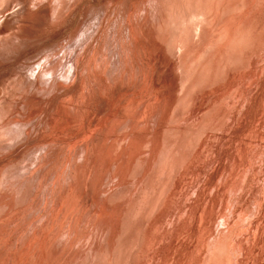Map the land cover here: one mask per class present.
I'll use <instances>...</instances> for the list:
<instances>
[{
    "label": "rangeland",
    "instance_id": "1",
    "mask_svg": "<svg viewBox=\"0 0 264 264\" xmlns=\"http://www.w3.org/2000/svg\"><path fill=\"white\" fill-rule=\"evenodd\" d=\"M26 2L27 0L24 3ZM58 2H61V3L63 2V3H66L67 5L69 4L68 6L72 7V10L67 12V14H65L66 16L64 15L62 18H60L61 21L59 20L56 25L53 23L51 24L50 21H48V24H45L43 26L38 23L33 22V23L25 25L23 29L21 28V25H20L19 30L22 29V34L30 38L27 43H23L22 45L19 46L18 52H21V55L19 56V58L17 60H14L15 58H12L10 60H5L3 63H5V65L7 66L5 68H0V72L3 70L5 71L12 70L11 73L6 74V76L0 80V101H1L0 111H2L0 112V122H2V124H0V133H1L0 141L2 139L1 141L2 143L0 142L1 143L0 149L3 150L4 153H6L4 154L0 150V152H2L0 154H3V155H0V172L2 175V177L0 175V178H2V182H4L1 186L0 206L2 205L3 207L6 205H10L8 208L4 209L3 214L5 215L1 216V218L3 219L4 217V219L1 220L0 218V221L4 223V225L1 226V229H2L1 231L2 232L4 231L3 234L7 232L9 236V237H6L7 235H5V240L9 239L6 241V244L7 246H10L12 244L10 246L12 249L10 247L3 248V246H1L0 253L1 255L2 254L3 255L2 256L0 255V258L3 257L8 252L7 249H9L11 253H14V256H15L14 258L16 259L15 262H19V264H24L25 262L27 264L28 263L29 264H72V263L80 264L81 261H82L81 264H91L92 253L96 249V247H92V245H94V243H97V242L101 243V245L103 243V241L101 242L102 237H99L100 235H98L99 233L97 232V230H99L98 227H100L99 224L103 223L104 221L111 224L116 218V213L114 209L108 208V212L106 211L107 209L105 208V205L103 204L104 203L103 197L105 198L107 195H110L111 191L112 193L113 192L115 193L117 191H121L122 189H124V191L126 192L125 198L129 199L133 193V190L136 189L135 184L137 182V179L140 178V176L142 175L141 170L143 169V167H145L149 163V159H151L150 151H151L152 145L148 144L146 148L144 147L141 149L140 154L137 157L138 159L137 158L135 159L131 173L128 176L126 175L127 170H126L125 161L128 160V158L130 157L129 155L131 153L128 147V144H127L128 139L126 140V137H125L126 133L129 132L130 130L136 131L140 123H141L140 127H138L139 129L136 132H139V131L142 132V130L145 128L146 123L149 124V127L152 130L156 131L157 129L156 125L158 126L157 122L159 121L161 117H163V114L166 111L168 104L170 103L169 100H171L172 95H173V84H174V79H175L173 77H175V75H178L180 77L181 88L184 89L187 84L184 78V75H183V68L181 67L179 63L180 62L179 57L181 58L182 56L181 53L184 52L183 51L184 46L181 43H178L177 44L178 48L176 46V48L174 49V52L169 53L165 50H162V49L160 50V47L158 45H161V44L157 40H153V38L150 36H147V34L139 35L138 33H136V30L138 29L139 25L142 24L144 18L146 17L145 13L148 14L147 23H150L149 25L153 24L154 26H156V22H155L156 9H154L155 5H153L154 0H59ZM50 4L52 6L54 5V3L52 2ZM13 5L14 4H12L11 6ZM11 8L10 10L5 11L3 15H0V38L1 37L7 38L13 35L12 31L14 32L17 31V26H19V24H16V19L14 18V12L18 10L19 7H15L14 9H11ZM42 8L43 7L40 8L41 11H44V8L43 9ZM240 8L241 9H239V11L241 12H239L237 9L236 13H234V16L236 17V19L238 18V21L240 20L241 17H242L241 19H244V15L247 10V9L245 10V8H247V6L243 8L240 7ZM250 12L252 13V11H249V13H247L248 14L247 17L251 15ZM239 15H242V16L240 17ZM262 22H263L262 25L256 27V35L258 36L257 38L254 39L256 42L251 41L249 43V48L246 49L242 53V64L240 68L233 69V71L231 70V72L227 74L221 82L214 85L213 87L207 88L206 89L207 92L206 90H204L199 93L200 95H198V98L196 99V102H197L196 107L200 109L201 113H196L195 115L192 116L190 111L188 113V110L186 109L187 110V112L185 110L186 113L182 112L183 115H185L184 117L182 116L183 121H181L182 119H178V115L172 116L174 117V119L177 120V123L181 125L178 127L179 129L180 127L183 128V129L181 128L182 130L188 129V128H191L192 125L196 123L195 118L200 117L205 112V109L208 108L212 103H216L217 106L218 105L220 106L218 107V116H220L219 118H220L221 125L219 124L218 131L217 130H214L215 132L206 131L199 137L200 139L198 138V142L196 143V145L194 146L192 150L193 151L191 155L192 157L190 156L189 161L191 162V164H190V167L188 166L190 168L188 169L189 172L187 170L186 171L188 173L186 171L183 172L182 170L180 172L181 175H177L176 177H174L173 181L171 182L169 193H171L174 190L172 193L175 198H173L174 202L172 201L170 203V206L172 207L170 208L171 212H168L170 214L169 215L164 214L163 216L164 217L163 225H165L164 227L168 225L166 227L168 228V233L171 229L169 235L167 234L168 236H166V240L167 239L169 240L166 241L164 240L165 238H163V240H159L158 242L159 244L161 241L162 244L161 243L159 245L155 244L151 246L150 248L146 247L145 249L149 248L147 249L148 251L144 249L145 251H143V253L144 252L146 253L142 255L143 258L140 256L141 258L139 257L137 259L138 262L136 261L135 264L136 263L137 264L138 263L148 264L149 261H151V264H159L160 262H161L160 264H171V263L172 264H185V260L187 259L186 257L183 256L185 250L186 249L192 250L194 252L193 257H195L197 252L201 251L200 247L198 248L197 247H191V248L169 247L170 244L167 245V243H170V241H172L171 238L172 239L175 238V232L177 228L180 229V227H178L179 225L180 226L182 225L181 229L186 228L187 230L192 229L193 231H197V229L202 224H204V221L209 220L210 218L213 219L211 222V227H212V230L214 231V234L216 230L221 231L224 229V227H226V224L224 225V220H227L228 223H233V222L234 224L237 223L235 225L237 226L238 229H236L234 239L236 238L238 242L236 241L237 242L236 243L234 240V247L235 245H239L238 248L237 247L236 248L237 250L241 251V252L237 251L235 248V256H236L235 259L237 261L239 260L243 262L242 264H264V200H263L264 199V196H263L264 195V161H263L264 160V41H260V37L262 36L264 37V19L262 20ZM188 29H191V28H188ZM131 30L135 32V34H133L134 36L131 35ZM147 39H148V42H146ZM196 39L192 40L193 42L191 43L198 44L199 39L198 38ZM134 40H137V41L134 42ZM195 41L197 42L195 43ZM179 44H181L182 47ZM27 45H31V46L30 48L27 49L28 51H24L26 47H28ZM52 46H55V49L52 53L44 55L41 62L31 65V68L30 67L27 68L29 63L31 62V60L30 61L28 60L30 57L37 56L38 54L42 53V51H45L46 49ZM254 51H255V54H254ZM13 55H16V54L13 53ZM78 58H81V60ZM244 58L246 61L244 60ZM63 59L65 60V63L67 66H72L75 72H78L76 73L78 78L76 79L74 85H72V83L69 82L70 80L65 81L61 77V74H58L54 76L53 78L45 77V74L48 71L49 67L53 65L54 63L56 64L57 62ZM21 63H24L23 67H19ZM177 65L179 66V68ZM84 67L85 68L87 67V68L85 69ZM26 68H27L26 72L28 74V78L30 77L31 79V80L28 79V81H26L27 85L31 87V90L29 91L30 95L29 93L22 94V92H18V94H16V97H14V99L12 100L5 95L4 93L5 85L4 84L11 81V79H13L15 75H17V73L19 72L24 73ZM224 70L229 71L228 68ZM66 71H67L68 77L72 75L71 68L70 69L68 67L64 68L62 71V74L66 73ZM114 74H116L117 77ZM113 75L115 76L117 80L114 78ZM181 75L183 76L181 77ZM142 78L143 80H141ZM114 80L116 82H114ZM31 84H33V86ZM112 88H113V92L112 91L109 92V89L111 90ZM181 90L182 89H180L179 94H181L182 92ZM10 91H11V88H10ZM39 92L40 93L45 92L47 94V96L45 97L47 104L46 105L42 104L45 102V99H43L44 101L42 100V102H40L39 104V106L41 105L40 107L39 106L31 107L32 105L30 104L26 105V101L28 99L35 102L39 100L40 98H42ZM25 95L28 98L27 97L25 98ZM54 96L58 97L59 99H64V100L75 98V100L73 99L74 103L76 101H77L76 103H80V101L83 103L84 101V103L83 104L81 103V105L82 107L86 108L87 117L86 116L82 117L83 114L78 113L76 118H79V115L82 118L77 120L76 122L73 121L70 117V113L68 112L69 109L66 110V113L64 115V112H63L64 109H62L63 104L61 103L53 104V102H50V103L48 102V100L50 101L52 97L55 98ZM162 100L166 102H163ZM162 104L163 105L166 104L165 105L166 108ZM199 105L204 110H202ZM23 106L24 108H22ZM154 107H156V111L158 110L159 112V113L158 112L156 113L155 111L154 112L155 116H153L154 113L153 111H151ZM14 109L16 111H13ZM41 110L43 112H41ZM153 110H155V108ZM30 112L33 114V116H37L39 114L38 115L39 117L42 115L44 118H46V120L48 121V124L46 127H44L45 132H47V130H49L50 132L48 131L46 134L44 131L38 132L37 128H33L35 125L32 126L33 129L30 127L28 130H25V131L20 130V128L18 127V123L26 124V121L28 122L26 114H30ZM134 115L136 117L138 116L137 121L134 120V122L136 121L135 125H133L134 123L132 121L133 117L134 119H136ZM53 116H55L56 121L54 120ZM151 116H153V118ZM180 116L179 118H181ZM127 117H131V118H128L130 121L127 119ZM241 117H243L244 120ZM13 118L15 119L12 120ZM156 118H157V121H156ZM124 119L126 120V122L127 121L128 122L126 123ZM234 119L235 121H233ZM236 119L239 121H237ZM119 120L120 121L123 120L122 122L123 123L125 122V125L122 124ZM240 120L242 122H240ZM155 121H156V125H155ZM143 122H145V124ZM120 123L122 124L121 126L122 128L119 126L121 125ZM78 124L79 125L81 124V125L79 126ZM142 124L144 127H142ZM222 125H223V128L221 131L220 128ZM134 126H135V129H134ZM131 127L132 129H130ZM25 132L29 136H27ZM54 132L56 133L58 132V134L56 135L54 134ZM65 133L66 135H64ZM22 135H25V136L22 137ZM121 135L122 136L124 135V136L122 137ZM101 136L102 137L104 136L103 137L104 143H103L102 149L97 150V145H96L95 140L101 139L102 138ZM75 137L77 139H75ZM53 138H55L54 139L55 142L53 141ZM118 138L123 139L120 142V145L122 143L121 145L122 147L120 146L117 152V154L122 153V161H121L122 164L115 171L116 164L111 163V160L115 156L114 154L115 152L113 151V146L115 144V141ZM20 140L23 142H21ZM81 140H84V142L82 141V143H80L79 141ZM75 142L78 143V146H77V143ZM163 142L164 141H162V143ZM13 143L17 145L18 147L15 146ZM71 143L75 145H72ZM85 143H87L88 145ZM79 144H80V147H79ZM91 144H93V146ZM25 145L27 146L25 147ZM72 146H74L75 148H73ZM6 148L9 149V152H5V150L8 151ZM15 153L16 155H14ZM25 153L29 154V157H27L28 156L27 154L25 156ZM53 153H54V156H53ZM148 153H150V155H148ZM95 154L96 155L98 154V156L96 157ZM91 155L93 157H91ZM7 158L8 160L4 161ZM93 158H95L96 160L94 161ZM23 159L25 160V163L29 159V161L26 163L27 165L24 163ZM72 161L74 162V164H72L73 163ZM13 162H15V164ZM143 162H145L144 165H143ZM30 163L32 166L30 165ZM233 163L235 164L236 169L232 167L234 166ZM7 164H10L12 167ZM139 164L141 165V167L139 168L137 172H135L137 165ZM231 167H232V170H231ZM16 168H18L19 171ZM14 169L15 171H18L19 173L15 171L13 172ZM40 170L41 171L43 170V171L41 172ZM233 170L235 171L232 172ZM112 172H113V175H112ZM39 173L40 175H38ZM79 173L81 174L79 175ZM228 173L230 174L232 173L230 175V178H228L229 177ZM4 174L5 175L7 174L6 177ZM34 174H36V176L38 175L39 177H36ZM118 174L121 176H119ZM183 174H185L186 176L184 175L183 177ZM17 175L19 176V178L17 177ZM29 175L30 177L31 176L32 177L30 178ZM77 175H79L80 178ZM71 176L72 177L76 176V177L72 178ZM135 176H136V179H135ZM11 177L14 179H11ZM26 177H29L30 180L29 178H26ZM54 178H57L56 181ZM121 178L125 180L124 185H122L125 187H122L120 185ZM76 180H79V181H76ZM109 180L111 181L113 180L114 182L113 181L111 182ZM181 180H183L184 183L180 182ZM19 181L22 183L27 182V185L29 186L28 189L26 190L23 197L16 196V197L10 198L11 196L8 193L7 189L14 190L18 185V184L15 185V183ZM57 181H60V182H57ZM133 181L135 183H133ZM177 182L179 184L181 183L180 184L181 187L176 184ZM233 182L235 184H232ZM126 183H129L131 186ZM131 183H133L135 186ZM7 184L10 186H12L13 184L14 185L10 189L9 188L10 186L8 187ZM82 184H84L85 186ZM225 184H227L226 187H224ZM67 185H68V189H67ZM118 185H120L119 186V188L121 187L120 189L118 188ZM127 186H129V188H127ZM232 186H235V187H232ZM62 187L64 189L63 194H62L63 189H61ZM65 187L68 192L65 191L66 190ZM80 187H81V190L83 189L84 191L82 190L83 192L81 191L79 193ZM107 187H108V190H107ZM89 188L90 189L92 188L91 190L92 192L89 193L90 200L87 201L86 194H87V191L90 190ZM115 188H117L118 190H116ZM201 188L203 191L201 190ZM178 189L179 190L181 189V190L178 192ZM99 191L101 192L104 191L102 193H105L106 195L100 192L104 196H99L101 195ZM233 191L236 193H234ZM188 193H190L193 198L190 196L188 197L189 195ZM207 193L208 195H206ZM59 194H60V197L64 195L62 196L63 198L61 197L60 199ZM177 194L178 195L181 194V195L178 196ZM127 195L130 197H128ZM98 197L99 199L101 197L100 202H98L99 200ZM184 197L188 199L187 202ZM196 197L198 200L196 199ZM234 197L237 199H235ZM91 198L93 200L92 202H91ZM177 198L179 200L176 201L175 199ZM181 200H183V202ZM194 200H196V202ZM85 201L87 203H85ZM180 201L182 202V204ZM206 202H207V205H205ZM243 205L246 206V208H244ZM181 206L183 208H181ZM188 206H191V207L188 208ZM198 206L200 207V209L198 208ZM235 206L238 208H236ZM178 207L181 208L182 211L181 209H178ZM184 209H187V210H184ZM206 209L207 211L203 212ZM243 209L245 212L243 211ZM20 210H22L23 212ZM195 210L199 211L198 217L194 216V212H196ZM187 211L188 212L191 211L189 212L191 215ZM178 213H180V215ZM182 213H185V215ZM203 213H205L204 216H203ZM187 214L189 215V217H187L188 216ZM178 215L180 219H178ZM200 215L203 218V223H202V218L200 217ZM224 215H226L225 216L226 219H224L225 218ZM181 216H185V217H181ZM190 216L194 218H190ZM171 217H173V219ZM5 218H7V220ZM9 218L10 219L12 218L11 219L12 221L9 220ZM200 218H201V221H200ZM220 218H223V219H220ZM170 219L172 220V222ZM95 220H96V223L94 222ZM102 220L103 222H101ZM109 220L111 222H109ZM194 222L195 224H193ZM57 223H59V225ZM93 223L95 225H92ZM97 225L99 226L97 227ZM95 226L97 228H95ZM217 227L220 229H218ZM221 227H223V229H221ZM95 231L98 234L94 233ZM223 231H225V229ZM40 232L42 233V235H40L41 234ZM90 233L93 235L96 234L97 236L96 238V236L94 235L96 239L94 240V237L92 235L91 239L95 241L93 242L90 239V242L91 243L93 242L92 245H90L91 243L89 242V240H86L89 237ZM38 234L39 236H37ZM37 237L39 238V240L36 239ZM186 237L187 236L185 234L180 235L178 237L177 242L181 239V241H179L178 243H181V244L191 243L192 244L191 242L192 239L190 238L188 239V237L187 238ZM185 239L186 241H184ZM87 242L89 243L87 244ZM82 243H84L87 247ZM38 244L40 247L38 246ZM14 245H16V247ZM88 246H90V248H88ZM160 246H163L164 249L166 250H163L162 249L163 247H160ZM241 246H243L244 248ZM1 248L3 249L1 250ZM158 248L159 250H157ZM97 249H101V248L97 247ZM152 249H154L153 250L154 252L152 251ZM87 250H89L88 252H90V254H88ZM156 250L159 251L157 254L155 252ZM245 250L246 252H244L243 254V251ZM79 251L81 252V256L79 255L80 253ZM108 251H110V247H102V252L97 257V260H96L100 262L99 264H104L105 260L110 257V254ZM162 251H165V252L162 253ZM83 252L86 253V256L84 255L85 253ZM151 255L154 257L156 256L155 257L156 261L158 259L156 263H155V260L153 261L152 258L154 257H152ZM80 258L82 259L81 261H80ZM160 258H162V260ZM143 261L146 263H144Z\"/></svg>",
    "mask_w": 264,
    "mask_h": 264
},
{
    "label": "bare ground",
    "instance_id": "2",
    "mask_svg": "<svg viewBox=\"0 0 264 264\" xmlns=\"http://www.w3.org/2000/svg\"><path fill=\"white\" fill-rule=\"evenodd\" d=\"M26 0H0V15H3L5 11L14 9L15 7H19L18 10H16L14 12V18L16 19V24H19V26H17V31H12L11 36L7 37V38H0V68H5L7 65H5V63H3L5 60H10L12 58H15L14 60H17L19 58V56L21 55V52L19 51V46L22 45L23 43H27L30 37H26L25 35L22 34V29L25 27V25L30 24V23H38L40 25H45L48 24V21L51 22V24H57V22L60 20V18H62L65 14H67V12L72 10V7H69L66 3H61L58 2L56 0H27L26 3H24ZM54 3V5L52 6L50 3ZM45 3V4H43ZM155 5L154 9H156V13H155V22H156V26L149 25L150 23H147V15L145 13V18L142 22L141 25H139L138 29L136 30V33H138L139 35H144L147 34V36H150L153 38V40H157L158 42H160L161 45H158L160 47V50H165L169 53L174 52V49L178 48V43H181L184 47V52L180 54L181 58L179 57V63L181 65V67L183 68V75L184 78L186 80V86L185 88H181V82H180V77L178 75H175L174 79V84H173V95L170 101V103L168 104L167 108H166V104L163 105L166 108V111L163 114V117H161L159 119V121L157 122L158 126L156 125V121H155V125H156V131L152 130L149 127V124L146 123L145 128L142 130V132H136L140 127V124L137 127V130H130L129 132L126 133L125 137L126 140L128 139V147L131 151L130 153V157L128 158V160L125 161L126 164V175L128 176L131 173V170L133 169V165L135 162V159L138 157V155L140 154V151L142 148H146L148 144H151V159H149V163L143 167V169L141 170L142 175L140 176V178L137 179L136 182V189L133 190V193L130 196L129 199L125 198V191L124 189H122L121 191H117V192H113L111 191L110 195H107L105 198L103 197V203L105 205V208L107 209L106 211L108 212V208L114 209L115 213H116V218L114 219V221L110 224L108 222H103V220L101 222L105 223H100V227H98L99 225H97L98 229L97 233L96 231L94 233H97L98 235H100L99 237H102L101 242L103 241L102 245L101 243L95 242L94 240L96 236V234H91L89 235V239L87 238L86 240H89L92 238V235L94 237V240L91 239L93 242L90 244L92 245V247H96V249L94 250V252L92 253V262L91 264H99L100 262L96 261L97 257L101 254L102 252V247H110V257L107 258L105 260L104 264H135V262H138V258L146 253L143 251H148L147 249H149L151 246L157 244L159 245L160 243L162 244V242L160 241V243L158 244L159 240H163V238H165L164 240H166V236L169 235L168 233V228L164 227L165 225H163L164 221V214H170L168 212H171L170 208H172L170 206V203L173 201V198H175L173 196V191L171 193H169V189H170V185L171 182L173 181V178L176 177L177 175H181L180 172L183 170V172H185L186 170L188 171V169H190V164L191 162L190 160V156L192 155V150L194 148V146L196 145V143L198 142V138L205 133L206 131H214V130H219V124H220V116H218V107H220L219 105L217 106L216 103H212L208 108L205 109V112L198 118L196 119V123L194 125H192L191 128L188 129H184L180 127V129L178 128L179 125L177 123V120L174 119V117H172L173 115H178V119H182V116L184 117L185 115H183V113H186L188 110V113L190 111V113L193 115H195L196 113H201L200 109H198V107H196V99L198 98V95H200L199 93L201 91L206 90L207 88L213 87L214 85L218 84L219 82H221L223 80V78L229 74L231 72V70L233 71V69H239L241 64H242V53L249 48V43L251 41H255L254 39L257 38L258 36L256 35V27L260 26L263 24L262 20L264 19V0H154L153 2ZM12 4H14L13 6H11ZM43 4V5H42ZM75 4V3H74ZM79 4V3H77ZM245 10V15H244V19H241L242 15H239L241 18L238 21V18L236 19V17L234 16V13H236V10L241 9L240 7H246ZM41 7L44 8V11H41ZM42 8V9H43ZM147 10V9H146ZM145 10V11H146ZM244 10V11H245ZM66 11V12H65ZM249 11H252L251 15L249 17L247 13H249ZM9 12V11H8ZM241 12V11H239ZM240 14V13H238ZM69 15V13H68ZM13 16V15H12ZM66 16V15H65ZM71 16V15H70ZM69 16V17H70ZM246 17V18H245ZM54 18V19H53ZM66 18V17H65ZM55 20V21H54ZM61 21V20H60ZM65 21V20H64ZM56 22V23H54ZM50 24V25H51ZM139 24V23H138ZM21 25V28L19 30V27ZM31 26V25H29ZM34 26V24H33ZM50 28V27H49ZM191 28V29H188ZM133 29V28H132ZM134 30V29H133ZM131 30V35L134 36L133 34H135V32ZM137 34V35H138ZM261 34V33H260ZM75 37V36H74ZM140 37V36H139ZM141 38V37H140ZM198 38V44L196 43L197 41H195L196 44H193L191 42H193L192 40ZM135 39V38H134ZM197 40V39H196ZM257 40V39H256ZM137 40H134V42ZM150 41V39H149ZM260 41H264V37H260ZM148 42V39L147 41ZM256 42V41H255ZM137 43V42H136ZM254 43V42H253ZM89 44V43H88ZM102 44V43H101ZM179 44V45H181ZM147 45V43H146ZM181 45V47H182ZM28 47H26V49L24 51H28L27 49L30 48L31 45H27ZM87 46V45H86ZM156 46V45H155ZM55 46L49 47L48 49H46L45 51H42V53L38 54L37 56L34 57H30L28 60L31 62L29 63L27 68H31V65L39 63L42 61L43 56L50 54L54 51ZM63 51V50H62ZM143 51V50H142ZM65 52V51H64ZM181 52V50H180ZM13 53H15L16 55H13ZM144 53V52H143ZM159 53V52H158ZM255 54V51H254ZM179 56V55H178ZM82 58V57H81ZM81 58H78L81 60ZM246 58V57H245ZM244 58V60H245ZM53 60V59H52ZM159 60V59H158ZM51 61V60H50ZM58 61V60H56ZM246 61V60H245ZM79 62V61H78ZM25 63V62H24ZM24 63H21L19 67H23ZM88 64V63H87ZM89 65V64H88ZM168 65V64H167ZM244 65V64H243ZM252 65V64H251ZM85 66V65H84ZM178 66V65H177ZM68 67L69 69H72V75H70L68 77L67 75V71L66 73L62 74V71L64 68ZM123 67V66H122ZM27 68L25 69L24 73H17V75H15V77L13 79H11V81H9L8 83L4 84V93L7 97H9L10 99H14V97H16V94H18V92H22V94H27L29 93V91L31 90V87H29V85H27L28 79H30V77L28 78V74L26 72ZM85 68V67H84ZM87 68V67H86ZM85 68V69H86ZM153 68V67H152ZM179 68V66H178ZM228 68L229 71H226L224 69ZM124 69V68H122ZM132 70V69H131ZM147 70V69H146ZM145 70V71H146ZM182 70V69H180ZM12 70H3L0 72V80L2 78H4L6 76V74L11 73ZM34 71V70H33ZM93 71V70H92ZM122 71V70H121ZM81 72V71H80ZM110 72V71H109ZM143 72V71H142ZM174 72V71H173ZM39 73V72H38ZM78 72H75V70L72 68V66H67L65 63V60H60L59 62H57L56 64L54 63L53 65H51L48 69V71L45 74V77H49V78H53L54 76L61 74V77L67 81L70 80L69 82L72 83V85L75 84ZM111 73V72H110ZM113 73V72H112ZM124 73V72H123ZM166 73V72H165ZM180 73V72H178ZM177 73V74H178ZM131 74V73H130ZM182 74V73H181ZM38 75V74H37ZM110 75V74H109ZM116 76V74H114ZM113 75V76H114ZM121 75V74H120ZM166 75V74H165ZM169 75V74H168ZM181 75V77L183 76ZM244 75V74H243ZM30 76V75H29ZM114 76V78H115ZM36 77V76H35ZM117 77V76H116ZM39 78V77H38ZM112 78V77H111ZM113 78V79H114ZM37 79V78H36ZM116 79V78H115ZM153 79V78H152ZM31 80V79H30ZM110 80V79H109ZM117 80V79H116ZM143 80V78L141 79ZM113 81V80H112ZM154 81V80H153ZM32 82V81H30ZM28 82V83H30ZM37 82V80H36ZM109 82V81H108ZM114 82H116L114 80ZM161 82V81H160ZM167 82V81H166ZM4 83V82H3ZM118 83V82H117ZM227 83V82H226ZM231 83V82H230ZM8 84V85H7ZM114 84V83H113ZM112 84V85H113ZM128 84V83H127ZM184 84V83H183ZM33 86V84H31ZM58 85V84H57ZM135 85V84H134ZM133 85V86H134ZM153 85V84H152ZM225 85V83H224ZM60 86V85H59ZM115 86V85H114ZM112 86V87H114ZM184 86V85H183ZM74 87V86H73ZM110 87V85H109ZM232 87V86H231ZM11 88V91H10ZM92 88V87H91ZM115 89V88H114ZM180 89H182L181 94L180 93ZM212 89V88H211ZM34 90V88H33ZM38 91V90H37ZM113 92V88L110 90L109 92ZM57 92V91H56ZM62 92V91H61ZM60 92V93H61ZM107 92V91H106ZM207 92V90H206ZM40 93V92H39ZM164 93V92H163ZM59 94V93H58ZM30 95V93H29ZM69 95V94H68ZM73 95V94H71ZM168 95V94H167ZM221 95V94H219ZM20 96V95H19ZM18 96V98H19ZM38 96V95H36ZM40 96L42 98H40L37 101H32L30 99H28L26 101V105H32L31 107H37L39 106L40 102H42L43 99H45V97L47 96V94L45 92H41ZM79 96V95H78ZM101 96V95H100ZM218 96V95H217ZM263 96V95H262ZM24 97V95H23ZM27 96L25 95V98ZM33 97V96H32ZM55 97V96H54ZM85 97V96H83ZM88 97V96H87ZM201 97V96H200ZM28 98V97H27ZM37 98V97H36ZM51 98V97H50ZM165 98V97H164ZM207 98V97H206ZM217 98V97H216ZM224 98V97H223ZM24 99V98H23ZM75 98L69 99V100H64V99H59L58 97L55 98H51L50 101L48 100V102H53L54 103H61L63 104L62 109H64V115L66 113V110L69 109V113H70V117L73 121H77L79 119H81L82 117H87V110L86 108L82 107L81 105V101L80 103H74ZM166 99V98H165ZM163 99V100H165ZM202 99V98H201ZM2 100V99H1ZM22 100V99H21ZM83 100V99H82ZM85 100V99H84ZM162 100V101H163ZM215 100V98H214ZM257 100V99H256ZM44 101V100H43ZM86 101V100H85ZM203 101V100H202ZM221 101V100H220ZM1 102V101H0ZM9 102V101H8ZM11 102V101H10ZM13 102V101H12ZM20 102V101H19ZM25 102V101H24ZM121 102V101H120ZM166 102V101H163ZM217 102V101H216ZM253 102V101H252ZM15 103V102H14ZM17 103V101H16ZM84 103V101H83ZM82 103V104H83ZM204 103V102H202ZM201 103V104H202ZM221 103V102H220ZM256 103V102H255ZM12 104V103H11ZM25 104V103H24ZM42 104H47L46 99L45 102ZM152 104V103H151ZM150 104V105H151ZM156 104V103H154ZM153 104V105H154ZM21 105V103H20ZM60 105V104H58ZM17 106V105H16ZM41 106V105H40ZM39 106V107H40ZM44 106V105H43ZM162 106V107H163ZM200 106V105H199ZM47 107V106H46ZM71 107V109H70ZM148 107V106H147ZM2 108V107H1ZM24 108V106L22 107ZM67 108V109H66ZM155 108V110H153ZM151 111H153V113L156 111V107H154ZM158 108V107H157ZM163 108V109H165ZM201 108V106H200ZM19 109V108H18ZM30 109V108H29ZM35 109V108H34ZM44 109V108H43ZM146 109V108H145ZM187 109V110H186ZM202 109V108H201ZM262 109V108H261ZM28 110V109H27ZM33 110V109H32ZM47 110V109H46ZM186 110V112H185ZM204 110V109H202ZM13 111H16L15 109ZM26 111V110H25ZM38 111V109H37ZM89 111V110H88ZM149 111V110H148ZM150 111V113H151ZM163 111V110H162ZM251 111V110H250ZM2 112V111H0ZM36 112V111H35ZM41 112H43L41 110ZM46 112V111H45ZM53 112V111H52ZM61 112V111H60ZM133 112V111H132ZM158 112V110L156 111V113ZM183 112V113H182ZM82 113V117L79 115V118H76L77 114ZM117 113V112H116ZM127 113V111H126ZM149 113V115H150ZM152 113V114H153ZM159 113V112H158ZM221 113V112H220ZM23 114V113H22ZM134 114V113H132ZM182 114V115H181ZM4 115V114H2ZM11 115V114H10ZM25 115V114H24ZM27 115V120L26 124L24 123H18V127L20 128V130L25 131L28 130L30 127L32 128L33 125H35L33 128H37L38 132L40 131H44L45 132V128L48 124V121L46 120V118H44L42 115L39 117L37 114V116H33V114L30 112V114H26ZM25 115V116H26ZM44 115V114H43ZM63 115V113H62ZM68 115V113H67ZM116 115V114H115ZM137 115V113H136ZM157 115V114H156ZM181 115V116H180ZM250 115V114H249ZM23 116V115H21ZM127 116V115H126ZM135 116V115H134ZM155 116V113L154 115ZM153 116H151L153 118ZM158 116V115H157ZM162 116V115H161ZM179 116L181 118H179ZM235 116V115H234ZM259 116V115H258ZM2 117V116H1ZM46 117V116H45ZM54 120H55V116ZM114 117V116H113ZM136 117V116H135ZM138 117V116H137ZM137 117L136 119H134L133 117V125H135L136 121H137ZM223 117V116H222ZM245 117V116H244ZM248 117V116H247ZM60 118V117H59ZM131 118V117H127ZM188 118V117H187ZM235 118V117H233ZM243 119V117H241ZM15 118H13L12 120H14ZM69 119V118H68ZM84 119V118H83ZM148 119V118H147ZM194 119V120H195ZM240 119V118H239ZM241 119V120H242ZM250 119V118H248ZM5 120V119H4ZM129 120V119H128ZM134 120H136L134 122ZM144 120V119H143ZM142 120V121H143ZM237 120V119H236ZM240 120V122H242ZM244 120V119H243ZM3 121V119H2ZM16 121V120H15ZM25 121V120H23ZM56 121V120H55ZM58 121V120H57ZM120 121V120H119ZM123 121V120H122ZM120 121L122 124L125 125L126 120L124 119V123ZM130 121V120H129ZM141 121V122H142ZM183 121V119L181 120ZM235 121V119L233 120ZM239 121V120H237ZM236 121V122H237ZM20 122V121H19ZM52 122V120H51ZM128 122V121H127ZM126 122V123H127ZM119 123V122H118ZM120 123V124H121ZM145 124V122H143ZM181 123V122H180ZM187 123V122H186ZM222 123V122H221ZM238 123V122H237ZM0 124H2V122H0ZM117 124V123H116ZM119 125L120 127L122 126ZM148 124V125H147ZM176 124V125H175ZM178 124V125H177ZM193 124V123H192ZM240 124V123H239ZM243 124V123H242ZM16 125V124H15ZM76 125V124H75ZM79 125V124H78ZM81 125V124H80ZM79 125V126H80ZM132 125V127H133ZM154 125V126H155ZM184 125V124H183ZM182 125V126H183ZM221 125V124H220ZM246 125V124H245ZM17 126V125H16ZM116 126V125H115ZM118 126V125H117ZM137 126V125H136ZM239 126V125H238ZM249 126V125H248ZM2 127V126H1ZM76 127V126H75ZM132 127L130 129H132ZM142 127L143 124H142ZM184 127V126H183ZM188 127V126H187ZM240 127V126H239ZM32 128V129H33ZM55 128V127H54ZM119 128V127H117ZM122 128V127H121ZM153 128V127H152ZM182 128V129H181ZM223 125L221 126V131H222ZM50 129V128H49ZM66 129V128H65ZM114 129V128H113ZM135 129V126H134ZM155 129V127H154ZM234 129V128H233ZM238 129V128H237ZM51 130V129H50ZM73 130V129H71ZM75 130V129H74ZM98 130V129H97ZM95 130V131H97ZM49 130H47L48 132ZM45 132V134L47 133ZM50 132V131H49ZM215 132V131H214ZM212 132V133H214ZM4 133V132H3ZM2 133V134H3ZM34 133V132H33ZM73 133V132H72ZM114 133V132H113ZM1 134V133H0ZM26 134V132H25ZM31 134V133H30ZM54 134H58V132H54ZM27 136H29L28 134H26ZM39 135V134H38ZM41 135V134H40ZM44 135V134H43ZM66 135V133L64 134ZM102 135V134H101ZM237 135V134H235ZM251 135V134H250ZM25 135H22V137ZM85 136V135H84ZM100 136V135H99ZM117 136V135H116ZM122 136V135H121ZM124 136V135H123ZM122 136V137H123ZM21 137V138H22ZM31 137V136H30ZM29 137V138H30ZM37 137V136H36ZM53 137V136H52ZM59 137V136H57ZM102 137V136H101ZM104 137V136H103ZM103 137L101 139H97L96 141V145H97V150H101L104 140ZM111 137V136H110ZM120 137V136H119ZM227 137V136H226ZM225 137V139H226ZM2 138V137H1ZM4 138V137H3ZM26 138V137H25ZM24 138V139H25ZM28 138V137H27ZM39 138V137H38ZM56 138V137H55ZM53 138V141L54 139ZM79 138V137H78ZM232 138V137H231ZM23 139V138H22ZM31 139V138H30ZM75 139H77L75 137ZM80 139V138H79ZM93 139V138H91ZM125 139V138H124ZM200 139V138H199ZM234 139V138H233ZM38 140V139H37ZM61 140V139H59ZM65 140V139H64ZM123 139L118 138L115 141V144L113 146V151L115 152V156L114 158L111 160V163H115L116 164V168H119L121 166V161H122V153L117 154L120 146V142ZM2 141V139H1ZM0 141V142H1ZM4 141V140H3ZM21 141V140H20ZM57 141V139H56ZM71 141V140H70ZM77 141V140H75ZM82 141L84 142V140L79 141L80 143H82ZM162 141H164L162 143ZM202 141V140H201ZM23 142V141H21ZM51 142V140H50ZM55 142V141H54ZM59 142V141H58ZM89 142V141H88ZM94 142V141H93ZM233 142V141H232ZM2 143V142H1ZM0 143V144H1ZM35 143V142H34ZM77 143V142H75ZM125 143V142H124ZM123 143V144H124ZM6 144V143H5ZM14 144V143H13ZM17 144V143H16ZM21 144V143H20ZM23 144V143H22ZM51 144V143H50ZM56 144V143H55ZM66 144V143H65ZM72 144V143H71ZM87 144V143H85ZM201 144V143H200ZM233 144V143H232ZM3 145V144H2ZM15 145V144H14ZM13 145V146H14ZM40 145V144H39ZM45 145V144H44ZM59 145V144H58ZM75 145V144H72ZM88 145V144H87ZM93 146V144H91ZM5 146V145H4ZM17 146V145H15ZM27 145H25L26 147ZM29 146V145H28ZM38 146V145H37ZM43 146V144H42ZM57 146V145H56ZM61 146V144H60ZM59 146V147H60ZM78 146V143H77ZM18 147V146H17ZM34 147V145H33ZM50 147V146H49ZM58 147V148H59ZM73 148H75L74 146H72ZM80 147V144H79ZM89 147V146H88ZM122 147V146H121ZM1 148V146H0ZM5 148V147H4ZM24 148V147H23ZM30 148V147H29ZM87 148V147H86ZM7 149V148H6ZM22 149V148H21ZM49 149V148H48ZM81 149V148H80ZM79 149V150H80ZM239 149V148H238ZM1 150V149H0ZM8 151L5 150V152H9V149H7ZM36 150V149H35ZM70 150V148H69ZM87 150V149H86ZM96 150V149H95ZM3 152V150H1ZM20 151V150H19ZM30 151V149H29ZM32 151V150H31ZM56 151V150H55ZM58 151V150H57ZM60 151V150H59ZM196 151V150H195ZM208 151V150H207ZM240 151V150H238ZM236 151V152H238ZM0 152V153H2ZM26 152V151H25ZM28 152V151H27ZM34 152V151H33ZM71 152V151H70ZM82 152V151H80ZM79 152V153H80ZM146 152V151H145ZM4 153V152H3ZM18 153V152H17ZM24 153V151H23ZM32 153V152H31ZM55 153V152H54ZM53 153V156H54ZM78 153V154H79ZM96 153V152H95ZM99 153V152H98ZM125 153V152H124ZM150 153H148V155H150ZM6 154V153H4ZM27 153H25L26 156ZM57 154V153H56ZM60 154V152H59ZM58 154V155H59ZM77 154V155H78ZM94 154V152H93ZM3 155V154H0ZM16 155V153L14 154ZM29 157V154H27ZM62 155V154H61ZM87 155V154H86ZM90 155V154H89ZM96 155V154H95ZM125 155V154H123ZM235 155V154H234ZM246 155V154H245ZM32 156V154H31ZM30 156V157H31ZM34 156V154H33ZM98 156V154L96 155V157ZM224 156V155H223ZM52 157V156H51ZM91 157H93L91 155ZM149 157V156H148ZM192 157V156H191ZM4 158V157H3ZM12 158V156H11ZM21 158V157H20ZM24 158V157H23ZM55 158V157H54ZM87 158V157H86ZM5 159V158H4ZM19 159V158H18ZM22 159V158H21ZM38 159V158H37ZM94 161L96 160L95 158H93ZM101 159V158H100ZM107 159V158H106ZM138 159V158H137ZM144 159V158H143ZM194 159V158H193ZM196 159V158H195ZM228 159V158H227ZM8 158L4 161H7ZM35 160V159H34ZM86 160V159H85ZM146 160V159H145ZM148 160V158H147ZM198 160V159H197ZM229 160V159H228ZM22 161V160H21ZM19 161V162H21ZM24 163L25 160L23 159ZM22 161V162H23ZM27 161V160H26ZM29 161V159H28ZM27 161V162H28ZM33 161V160H31ZM30 161V162H31ZM52 161V160H51ZM67 161V160H66ZM75 161V160H73ZM72 161V162H73ZM87 161V160H86ZM264 161V160H263ZM9 162V161H8ZM26 162V163H27ZM140 162V161H139ZM146 162V161H145ZM143 162V165L144 163ZM190 162V163H189ZM193 162V160H192ZM234 162V160H233ZM15 164V162H13ZM17 163V161H16ZM25 163V164H26ZM32 163V162H31ZM30 163V165H31ZM66 163V162H65ZM96 163V162H94ZM12 164V163H11ZM13 164V165H14ZM74 164V162L72 163ZM110 164V163H109ZM114 164V165H115ZM124 164V165H125ZM142 164V163H141ZM234 164V163H233ZM10 165V164H7ZM27 165V164H26ZM24 165V166H26ZM29 165V164H28ZM89 165V164H88ZM95 165V164H94ZM243 165V164H242ZM11 166V165H10ZM32 166V165H31ZM70 166V165H69ZM80 166V164H79ZM189 166V167H188ZM228 166V164H227ZM241 166V165H240ZM12 167V166H11ZM16 167V165H15ZM141 167V165H137L136 171L137 172L139 170V168ZM234 169H236L235 164L234 166H232ZM231 167V170H232ZM45 168V167H44ZM64 168V167H63ZM238 168V167H237ZM18 170V168H16ZM26 169V168H25ZM39 169V168H38ZM55 169V168H54ZM83 169V168H82ZM123 169V167H122ZM229 169V168H228ZM3 170V169H2ZM35 170V169H33ZM71 170V169H70ZM125 170V169H124ZM215 170V169H214ZM219 170V168H218ZM252 170V169H251ZM15 171V169L13 170V172ZM19 171V170H18ZM15 171V172H18ZM41 171V170H40ZM43 171V170H42ZM41 171V172H42ZM48 171V170H47ZM53 171V170H52ZM119 171V170H118ZM122 171V170H121ZM120 171V172H121ZM186 171V172H187ZM226 171V170H225ZM235 170H233L232 172H234ZM21 172V171H20ZM60 172V171H59ZM75 172V171H74ZM81 172V171H80ZM89 172V171H88ZM110 172V171H109ZM114 172V171H113ZM112 172V175H113ZM123 172V171H122ZM189 172V171H188ZM187 172V173H188ZM4 173V171H3ZM2 173V174H3ZM19 173V172H18ZM34 173V171H33ZM82 173V172H81ZM79 173V175L81 174ZM84 173V172H83ZM111 173V172H110ZM29 174V173H28ZM76 174V173H75ZM86 174V173H85ZM109 174V173H108ZM116 174V173H115ZM121 174V173H119ZM118 174V175H119ZM137 174V173H136ZM139 174V173H138ZM214 174V173H213ZM230 178V173H228ZM244 174V173H243ZM1 175V172H0ZM5 175V174H4ZM7 175V174H6ZM5 175V177H6ZM36 176V174H34ZM33 175V176H34ZM40 175V173L38 174ZM36 177H39V176ZM48 175V174H47ZM79 175H77L79 177ZM90 175V174H89ZM111 175V177H112ZM185 174H183L184 177ZM20 176V174H19ZM19 176L17 175V177L19 178ZM82 176V175H81ZM115 176V175H114ZM121 176V175H119ZM186 176V175H185ZM2 177V175H1ZM22 177V176H21ZM20 177V178H21ZM30 177V175H29ZM26 177V178H29ZM32 177V176H31ZM30 177V178H31ZM72 177V176H71ZM76 176L72 177L75 178ZM83 177V176H82ZM90 177V176H89ZM232 177V176H231ZM24 178V177H23ZM29 178V180H30ZM43 178V177H42ZM80 178V177H79ZM107 178V177H105ZM104 178V179H105ZM117 178V177H116ZM180 178V177H179ZM210 178V177H209ZM208 178V180H209ZM4 179V177H3ZM11 179H14L11 177ZM35 179V178H34ZM55 181L57 178H54ZM110 179V178H109ZM126 179V177H125ZM136 179V176H135ZM178 179V178H177ZM181 179V178H180ZM183 179V178H182ZM214 179V178H213ZM28 180V179H26ZM36 180V179H35ZM80 180V179H79ZM76 180V181H79ZM107 180V179H106ZM179 180V179H178ZM177 180V181H178ZM207 180V181H208ZM227 180V179H226ZM75 181V180H74ZM111 181V180H109ZM113 181V180H112ZM111 181V182H112ZM133 181V183H135ZM185 181V180H184ZM211 181V180H210ZM229 181V180H228ZM231 181V180H230ZM26 182V181H25ZM39 182V181H38ZM60 182V181H57ZM110 182V184H111ZM114 182V181H113ZM125 180L123 178L120 179V185H124ZM179 182V181H178ZM176 183L177 185L180 186L179 183ZM180 182H183V180H181ZM214 182V181H213ZM226 182V181H225ZM224 182V183H225ZM4 182H2V178H0V193H1V186ZM55 183V182H54ZM71 183V181H70ZM77 183V182H75ZM119 183V182H118ZM131 183V184H133ZM184 183V182H183ZM182 183V185H183ZM207 183V182H206ZM17 185V187L13 190L11 189L12 186L8 185V187L11 190L7 191L10 194V198L19 196V197H23V195L25 194L26 190L28 189V185L27 182L26 183H22V182H17L15 183V185ZM29 184V183H28ZM92 184V182H91ZM104 184V183H103ZM109 184V183H108ZM107 184V186H108ZM129 184V183H126ZM188 184V183H187ZM205 184V183H204ZM230 184V183H229ZM232 184H235L234 182ZM42 185V184H41ZM51 185V184H50ZM77 185V184H75ZM79 185V184H78ZM84 185V184H82ZM118 185V188L119 186ZM130 185V184H129ZM134 185V184H133ZM134 185V186H135ZM227 184L224 185V187H226ZM85 186V185H84ZM87 186V185H86ZM131 186V185H130ZM174 186V185H173ZM176 186V185H175ZM187 186V185H186ZM222 186V185H221ZM91 187V186H89ZM125 187V186H122ZM181 187V186H180ZM178 187V188H180ZM204 187V186H203ZM223 187V186H222ZM235 187V186H232ZM242 187V186H241ZM37 188V187H36ZM70 188V187H69ZM104 188V187H102ZM121 188V187H120ZM119 188V189H120ZM127 188H129V186H127ZM205 188V187H204ZM210 188V187H209ZM208 188V190H209ZM63 189V187L61 188ZM66 189V187H65ZM67 189H68V185H67ZM67 189L65 191H67ZM90 189V188H89ZM116 190H118L117 188H115ZM174 189V188H173ZM183 189V188H182ZM213 189V188H212ZM215 189V188H214ZM219 189V188H218ZM221 189V188H220ZM225 189V188H224ZM3 190V189H2ZM55 190V189H54ZM83 190V189H82ZM81 187H80V191L79 193L82 191ZM92 188L90 190L87 191L86 194V200L89 201V193H91ZM100 190V189H99ZM108 190V187H107ZM111 190V189H110ZM109 190V191H110ZM181 190V189H180ZM178 189V192L180 191ZM202 190V188H201ZM232 190V189H231ZM74 191V190H73ZM84 191V190H83ZM82 191V192H83ZM114 191V190H113ZM129 191V190H128ZM199 191V190H198ZM203 191V190H202ZM245 191V190H244ZM60 192V190H59ZM64 192V189L62 190V194ZM68 192V191H67ZM101 191H99L100 193ZM104 192V191H102ZM101 192V193H102ZM108 192V191H107ZM192 192V191H191ZM201 192V191H200ZM205 192V191H204ZM203 192V193H204ZM218 192V191H217ZM234 192V191H233ZM86 193V192H85ZM100 193V194H101ZM175 193V192H174ZM177 193V191H176ZM181 193V192H180ZM210 193V192H209ZM221 193V191H220ZM236 193V192H234ZM4 194V193H3ZM54 194V193H53ZM73 194V193H72ZM82 194V193H81ZM105 194V193H102ZM99 195V196H104V195ZM109 194V193H107ZM128 194V192H127ZM131 194V193H130ZM185 194V193H184ZM188 197H192L190 193H188ZM195 194V193H194ZM242 194V193H241ZM27 195V194H26ZM65 195V193H64ZM62 195V196H64ZM78 195V194H76ZM106 195V194H105ZM178 195V194H177ZM181 195V194H179ZM178 195V196H179ZM202 195V194H201ZM208 195V193L206 194ZM225 195V194H224ZM243 195V194H242ZM61 196V197H62ZM73 196V195H72ZM80 196V195H79ZM177 196V197H178ZM187 196V194H186ZM185 196V197H186ZM218 196V194H217ZM241 196V195H240ZM264 196V195H263ZM5 197V195H4ZM60 194H59V198L61 199ZM184 197V198H185ZM208 197V196H207ZM213 197V196H212ZM237 197V196H236ZM3 198V197H2ZM34 198V197H33ZM63 198V197H62ZM97 198V197H96ZM181 198V197H180ZM182 198V199H184ZM193 198V197H192ZM206 198V197H205ZM204 198V199H205ZM216 198V197H215ZM223 198V197H222ZM235 198V197H234ZM5 199V198H4ZM26 199V197H25ZM99 199V197H98ZM101 199V197H100ZM100 199L98 200V202H100ZM197 199V197H196ZM200 199V198H199ZM221 199V198H220ZM237 199V198H235ZM64 200V199H63ZM176 201L179 200L178 198L175 199ZM186 202L188 199H186ZM184 200V201H185ZM198 200V199H197ZM240 200V199H239ZM238 200V201H239ZM246 200V199H245ZM264 200V199H263ZM262 200V201H263ZM5 201V200H4ZM55 201V200H54ZM57 201V200H56ZM92 198H91V202H92ZM183 202V200H181ZM180 201V202H181ZM196 202V200H194ZM200 201V200H199ZM261 201V203H262ZM24 202V201H23ZM60 202V201H59ZM64 202V201H63ZM97 202V201H96ZM174 202V201H173ZM181 202V204H182ZM201 202V201H200ZM205 202V201H204ZM1 203V202H0ZM6 203V202H5ZM11 203V201H10ZM13 203V202H12ZM62 203V202H61ZM85 203H87L85 201ZM210 203V202H209ZM55 204V203H54ZM94 204V203H93ZM177 204V203H176ZM187 204V203H186ZM192 204V203H191ZM194 204V203H193ZM200 204V203H199ZM204 204V203H203ZM240 204V203H239ZM238 204V205H239ZM64 205V204H63ZM197 205V204H196ZM195 205V207H196ZM207 205V202L206 204ZM204 205V206H205ZM242 205V204H241ZM246 205V204H245ZM10 205H6L0 206V218L1 216L5 215L3 214L4 209L8 208ZM61 206V205H60ZM59 206V207H60ZM86 206V205H84ZM212 206V205H211ZM237 206V205H236ZM235 206V207H236ZM244 206V205H243ZM247 206V205H246ZM246 206H244V208H246ZM14 207V205H13ZM26 207V206H25ZM47 207V206H46ZM62 207V206H61ZM83 207V206H82ZM180 207V206H179ZM181 209L183 208L181 206ZM191 206H188V208ZM21 208V207H20ZM87 208V207H86ZM91 208V206H90ZM104 208V207H103ZM198 208L200 209V207L198 206ZM197 208V209H198ZM205 208V207H204ZM203 208V210H204ZM214 208V207H213ZM211 208V209H213ZM238 208V207H236ZM241 208V207H240ZM63 209V208H62ZM176 209V208H175ZM177 209V210H178ZM193 209V208H192ZM191 209V210H192ZM11 210V209H10ZM26 210V209H25ZM34 210V209H33ZM60 210V209H59ZM110 210V209H109ZM187 210V209H184ZM183 210V211H184ZM16 211V210H15ZM14 211V212H15ZM22 211V210H20ZM70 211V210H69ZM176 211V210H175ZM182 211V209H181ZM193 211V210H192ZM196 211V210H195ZM207 209L203 212H206ZM213 211V210H212ZM237 211V210H236ZM244 211V209H243ZM249 211V210H248ZM23 212V211H22ZM26 212V211H25ZM31 212V211H30ZM54 212V211H53ZM68 212V211H67ZM92 212V211H91ZM99 212V211H98ZM111 212V211H110ZM185 212V211H184ZM188 212V211H187ZM191 212V211H189ZM188 212V213H189ZM198 212L196 211L194 212V216L198 217ZM234 212V211H233ZM245 212V211H244ZM13 213V212H11ZM176 213V212H175ZM237 213V212H236ZM10 214V213H9ZM19 214V212H18ZM21 214V213H20ZM54 214V213H53ZM95 214V213H94ZM174 214V213H173ZM172 214V216H173ZM180 215V213H178ZM185 215V213H182ZM190 214V213H189ZM193 214V213H192ZM202 214V213H201ZM205 213H203L204 216ZM221 214V213H220ZM28 215V214H27ZM45 215V214H44ZM52 215V214H51ZM97 215V214H96ZM111 215V213H110ZM113 215V214H112ZM175 215V214H174ZM178 215V219L179 218ZM188 215V214H187ZM191 215V214H190ZM213 215V214H212ZM234 215V214H233ZM9 216V215H8ZM7 216V217H8ZM69 216V215H68ZM166 216V215H165ZM171 216V215H170ZM217 216V215H216ZM222 216V215H221ZM220 216V217H221ZM226 215H224L225 217ZM14 217V216H13ZM41 217V216H40ZM65 217V215H64ZM169 217V216H167ZM177 217V216H176ZM181 217H185V216H181ZM189 217V215L187 216ZM186 217V219H187ZM201 217V215H200ZM223 217V218H224ZM245 217V216H244ZM42 218V217H41ZM51 218V217H50ZM105 218V217H104ZM173 219V217H171ZM190 218H194L191 217ZM202 218V217H201ZM200 218V221H201ZM207 218V217H206ZM220 218V219H223ZM4 219V217H3ZM1 218V220H3ZM7 220V218H5ZM12 219V218H11ZM9 218V220H11ZM20 219V218H19ZM47 219V218H46ZM68 219V218H67ZM70 219V218H69ZM103 219V218H102ZM106 219V218H105ZM104 219V220H105ZM109 219V218H107ZM183 219V218H182ZM226 219V217L224 218ZM33 220V219H32ZM97 220V219H96ZM96 220L94 221L96 223ZM167 220V219H166ZM171 220V219H170ZM177 220V219H176ZM193 220V219H192ZM196 220V219H194ZM212 218H210L209 220H205L204 224H202L197 231H193L192 229H186L183 228L181 229V226L179 225L178 227H180V229H178L175 232V238L170 241V243H167V245H169V247H200L199 252H197V254L195 255V257H193V251L190 249H186L184 252V257H186L187 259L185 260V264H242L243 262L241 261H237L235 259V248L239 245H235L234 247V240L235 242L237 241L236 238L234 239V235L236 232L237 226L233 223H228L227 220H224V225L226 224V227H224L225 231H223V227H221V231L216 230L215 234L214 231L212 230L211 227V222H212ZM12 221V220H11ZM21 222V221H20ZM109 222H111L109 220ZM166 222V221H165ZM169 222V221H168ZM172 222V220H171ZM170 222V223H171ZM190 222V220H189ZM193 222V221H192ZM232 222V221H231ZM54 223V222H53ZM99 223V222H98ZM183 223V222H182ZM202 223H203V218H202ZM215 223V221H214ZM8 224V223H7ZM59 225V223H57ZM103 224V225H102ZM167 224V223H165ZM172 224V223H171ZM176 224V223H175ZM181 224V222H180ZM195 224V222L193 223ZM192 224V225H193ZM4 225V223H2L0 221V247L3 246L4 247H10L7 246L6 241L9 240H5V235H7L6 237H9L7 232L3 234V232L1 231V226ZM15 225V224H14ZM92 225H95L94 223ZM102 225V226H101ZM190 225V224H189ZM219 225V224H218ZM23 226V225H22ZM91 226V225H90ZM89 226V227H90ZM171 226V225H170ZM240 226V225H239ZM255 226V225H254ZM49 227V226H48ZM56 227V226H55ZM93 227V226H92ZM95 226V228H97ZM172 227V226H171ZM170 227V228H171ZM175 227V226H174ZM189 227V226H188ZM7 228V227H6ZM18 228V227H17ZM46 228V227H45ZM57 228V227H56ZM218 228V227H217ZM216 228V229H217ZM258 228V227H257ZM59 229V228H58ZM77 229V228H76ZM220 229V228H218ZM260 229V228H259ZM5 230V229H4ZM9 230V229H8ZM20 230V229H18ZM91 230V229H90ZM93 230V229H92ZM175 230V229H174ZM14 231V230H13ZM34 231V230H33ZM73 231V230H72ZM238 231V230H237ZM240 231V230H239ZM37 232V231H36ZM160 232V233H159ZM13 233V232H12ZM26 233V232H25ZM41 233V232H40ZM93 233V231H92ZM159 233V234H158ZM36 234V233H34ZM89 234V233H88ZM168 234V235H167ZM173 234V233H172ZM186 235L188 237V239H192V244H184V243H178L179 241H181V239L177 242L178 237L180 235ZM237 234V233H236ZM10 235V233H9ZM42 235V233L40 234ZM45 235V234H44ZM15 236V235H14ZM39 236V234L37 235ZM46 236V235H45ZM57 237V236H56ZM186 237V238H187ZM19 238V237H18ZM41 238V237H40ZM44 238V237H43ZM54 238V237H53ZM97 238V236H96ZM169 238V237H168ZM183 238V237H182ZM37 240H39V238H36ZM101 239V238H100ZM35 240V239H34ZM42 240V239H41ZM40 240V241H41ZM85 240V239H84ZM169 239H167L166 241H168ZM31 241V240H30ZM186 241V239L184 240ZM13 242V241H12ZM21 242V241H20ZM38 242V241H37ZM87 242V244L89 243ZM238 242V241H237ZM236 242V243H237ZM240 242V241H239ZM8 243V242H7ZM15 243V242H14ZM28 243V242H27ZM164 243V241H163ZM235 243V244H236ZM16 244V243H15ZM34 244V242H33ZM40 244V243H39ZM38 244V246H39ZM84 244V243H82ZM243 244V243H242ZM37 245V243H36ZM42 245V244H41ZM85 245V244H84ZM166 245V244H165ZM164 245V246H165ZM16 247V245H14ZM83 246V245H82ZM86 246V245H85ZM20 247V246H19ZM40 247V246H39ZM48 247V246H47ZM80 247V246H79ZM84 247V246H83ZM87 247V246H86ZM101 248V249H97ZM146 247H149L147 249H145ZM163 247V246H160ZM166 247V246H165ZM168 247V248H169ZM243 247V246H241ZM1 248V250L3 249ZM11 248V247H10ZM88 248H90V246H88ZM157 248V247H155ZM236 248V250H237ZM244 248V247H243ZM261 248V247H260ZM12 249V248H11ZM10 249V250H11ZM39 249V248H38ZM64 249V248H63ZM145 249V250H144ZM163 250L164 247L162 248ZM240 249V248H239ZM246 249V248H245ZM8 252L0 258V264H19V262H15V256L14 253H11V251H9V249H7ZM42 250V248H41ZM90 250V249H89ZM87 250V252L89 251ZM154 249H152L153 251ZM159 250V248L157 249ZM155 251L156 254L159 251ZM242 250V249H241ZM262 250V249H261ZM14 251V250H13ZM12 251V252H13ZM63 251V250H62ZM86 251V250H85ZM91 251V250H90ZM240 251V250H237ZM260 251V249H259ZM258 251V253H259ZM6 252V250H5ZM39 252V251H38ZM80 252V251H79ZM154 252V251H153ZM165 251H162V253ZM241 252V251H240ZM245 251H243L244 254ZM248 252V250H247ZM262 252V251H261ZM33 253V252H32ZM85 253V252H83ZM82 253V255H83ZM142 253V254H141ZM161 253V254H162ZM250 253V251H249ZM53 254V253H52ZM88 254H90V252H88ZM141 254V255H140ZM240 254V253H239ZM248 254V253H247ZM261 254V253H260ZM1 255V253H0ZM3 255V254H2ZM1 255V256H2ZM38 255V254H37ZM79 255L81 256V252L79 253ZM86 256V253L84 254ZM155 255V254H154ZM160 255V254H159ZM165 255V253H164ZM26 256V255H25ZM79 256V257H80ZM90 256V255H89ZM152 256V255H151ZM177 256V255H176ZM244 256V255H243ZM253 256V255H252ZM24 257V256H23ZM32 257V256H31ZM35 257V256H34ZM84 257V256H83ZM108 257V256H107ZM140 257V258H141ZM150 257V256H149ZM154 257V256H152ZM151 257V258H152ZM156 257V256H155ZM154 257V258H155ZM164 257V256H163ZM258 257V256H257ZM256 257V258H257ZM69 258V257H68ZM77 258V257H76ZM82 258V257H81ZM80 258V261L82 260ZM143 258V257H142ZM153 259V261L155 260V263L158 261H156V258ZM158 258V257H157ZM174 258V257H173ZM238 258V256H237ZM36 259V258H35ZM162 260V258H160ZM159 259V260H160ZM245 259V258H244ZM18 260V259H17ZM33 260V259H32ZM65 260V259H64ZM76 260V259H75ZM79 260V259H78ZM142 260V259H141ZM151 260V259H150ZM160 260V261H161ZM171 260V259H170ZM260 260V259H259ZM27 261V260H25ZM24 261V262H25ZM140 261V259H139ZM147 261V260H146ZM243 261V260H242ZM254 261V260H253ZM29 262V261H28ZM35 262V260H34ZM79 262V261H77ZM82 262V261H81ZM80 262V264H81ZM144 262V261H143ZM148 262V261H147ZM174 262V261H172ZM146 263V262H144ZM151 264V261L148 262V264ZM154 263V262H153ZM161 263V262H160ZM159 263V264H160ZM24 264H27L26 262ZM29 264V263H28ZM73 264V263H72ZM75 264V263H74ZM137 264V263H136ZM140 264V263H138ZM143 264V263H142ZM172 264V263H171Z\"/></svg>",
    "mask_w": 264,
    "mask_h": 264
}]
</instances>
